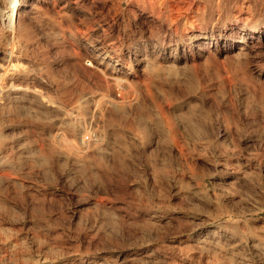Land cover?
<instances>
[{"label": "rangeland", "instance_id": "374dc122", "mask_svg": "<svg viewBox=\"0 0 264 264\" xmlns=\"http://www.w3.org/2000/svg\"><path fill=\"white\" fill-rule=\"evenodd\" d=\"M36 1L46 15L43 24L33 23V37L40 41L39 51L37 50V54L33 55V61L37 63L36 65H40L41 73L49 74V78L55 82L54 88H50L52 91L49 88L43 89L45 94L50 100L54 99L52 101L65 106L64 108L72 114L71 119L67 121L68 119L60 117L56 110L55 114L52 108L41 105L35 99L26 101L22 105H13L20 109L12 106L11 109L0 110L2 113H0V132H2L0 133V212L2 213H0V225L4 224L8 227L6 229L0 226L3 232L0 231L2 234L0 235V257L4 258V260L0 258V264L13 262H15L13 264H100V261L102 264L105 262L107 264H151L152 262H154L152 264H163L161 260L154 261L144 256L140 245L142 241L139 237L142 236L143 242L145 239L155 237L153 226L145 225L144 228V223L149 224L148 216L164 212V210L168 215L179 214L186 220L181 230L174 228L170 223L161 228L165 234L157 240V244L164 246L167 244L177 246L182 244L179 242L181 237L188 235L191 238L196 235L199 231L192 230L190 227L198 223V220L202 221L203 216L210 215L209 217L214 219V225L223 222L235 224L236 221L241 222V220L257 226L264 225V41L244 40L239 43L238 48L241 45L247 48L245 53L247 55L243 54V57L234 55L235 51L225 52L224 55V52L217 50L216 44V47L211 46L213 57H210L212 58L210 61H204V56L207 54L202 48L206 46L207 40L216 42L217 37H221V32L226 28H230L229 32L238 31L239 33L245 32L252 26L264 29V0H188V4L193 3L191 11L185 10L177 14L176 21L174 20L170 27L162 24L148 11L142 12L134 8L135 11L130 13L127 10L128 2L125 0ZM190 20L192 23L188 22ZM55 21H60L64 30L73 35L72 38L66 37L67 39L62 43L55 44L52 41H46L44 33ZM104 26L105 32L102 30ZM203 27L208 29L207 39L197 41L198 32ZM118 34L120 40L117 47L119 46L120 49L115 51L122 54L120 67L126 72L129 71L130 74L127 73L128 81L125 82L123 79L116 84L108 77V71H106L107 75L104 71L99 72L85 59L92 60L96 55L94 50L106 46L108 41L116 38ZM136 45H140L148 53L153 68L158 66L147 70L149 74H146V71L144 74L134 69L135 60L130 50H133ZM166 54L171 55L175 64L170 65L165 60ZM111 55L116 57V53ZM192 60L197 63L195 62L194 65ZM105 66L106 64L103 67ZM172 70L175 72L173 73ZM180 73H182L181 76H179ZM177 74L178 77H176ZM124 83L131 86L129 94L123 88ZM102 90L114 97L125 96L133 104L127 106L124 112L113 113V118L107 117V119L101 116H95L97 119L93 120L88 118L86 121L88 130L84 132L83 137L87 140L92 139L90 126H94L98 131L102 130L99 132L103 136L101 135L102 137L95 145L83 148L79 140H75L74 144L70 138V131L74 127L77 128L74 115L84 113L83 106L78 107L79 100L77 102L76 100L82 95H87L91 99L92 95L101 93ZM28 104H30L29 108ZM4 110L6 114L8 113L7 116ZM76 110L78 112H75ZM19 114L22 116L19 117ZM169 119L173 121L172 124ZM184 120L187 122H183ZM223 122L224 125H222ZM194 123L198 127L194 126ZM192 127L196 130L193 131ZM197 131L201 132V135ZM172 134L173 136L170 137ZM260 135L262 136L259 138ZM199 137L201 140H197L200 139ZM73 148L79 150L75 151ZM20 152L21 155H19ZM67 152H70L72 156ZM77 157L80 158L77 159ZM248 174L250 177H247ZM232 183L233 186H231ZM230 195L235 198L234 202ZM243 196L245 200L254 196L256 202L258 201L257 203L263 207L262 212L255 214L244 210ZM235 207L242 208V213L232 217L226 214L228 209L232 210ZM2 208L5 209L4 212ZM216 209H219L218 212ZM114 215L117 217L114 218ZM116 219L117 221H114ZM79 221L81 224L78 223ZM122 223L126 227H123ZM32 228H37L38 232ZM150 228L151 231H148ZM206 228L202 225L199 230ZM86 230L93 231L92 234L97 232L94 240L83 238ZM43 232L44 235L41 234ZM134 232L135 234H132ZM147 232L151 236L145 235ZM14 233L18 234L14 235ZM131 234L134 237H131ZM137 234L140 236L137 237ZM18 237H22L24 242H20L21 239ZM42 238L45 242L41 240ZM60 241L64 244L61 245ZM49 242L53 243L49 246L50 248L47 246ZM18 243H22V246H18L21 245ZM133 243L136 244L133 246ZM41 244L43 247L40 246ZM10 245L17 246L14 248ZM23 245L27 247L24 246V249ZM70 246L74 250L70 249ZM27 258L28 262L25 260ZM173 258L177 262L181 261V258ZM193 260L199 262L200 254H193ZM181 262L187 264L184 261Z\"/></svg>", "mask_w": 264, "mask_h": 264}, {"label": "bare ground", "instance_id": "6f19581e", "mask_svg": "<svg viewBox=\"0 0 264 264\" xmlns=\"http://www.w3.org/2000/svg\"><path fill=\"white\" fill-rule=\"evenodd\" d=\"M40 1V0H39ZM126 2H128V8L127 10L130 11H135L134 8H138L139 10L143 11H148L150 12V14L152 13L153 15L156 16V18L158 20L161 21L162 24L170 27L172 24V22L175 20V16L177 14H180L182 11L185 10H189L191 11L192 9V4L191 3H187L188 0H125ZM192 1V0H191ZM190 1V2H191ZM41 2V1H40ZM121 2V1H120ZM198 5V4H197ZM201 5V4H200ZM219 10V9H218ZM43 10H41V7L39 5V3H37L36 0H0V110H3L5 108H10L13 105H22L24 102L26 101H31L34 100L38 101V103H40L43 106L52 108L54 110V113L57 111L60 115V117L62 116L63 118H67L66 120L69 121V119H71V114L68 112V110L66 108H64L60 103L56 102V101H52L48 98V96L45 94L44 92V88L46 89H50V88H54L55 86V82L52 81L49 78V74L45 75L41 73V68L36 65L37 63L33 61V55H36L37 50L40 46V41L34 39L33 37V23H38V24H43V20H45L44 16L46 15L45 12H42ZM131 13V12H130ZM184 14V13H183ZM178 16V15H177ZM181 16V15H180ZM187 16V14L185 15ZM191 19V18H190ZM48 20V19H47ZM176 21V20H175ZM102 22V21H101ZM106 22V21H105ZM110 22V21H109ZM109 22L107 23V26L109 24ZM190 23H192V20L188 21ZM189 23V24H190ZM51 27L49 29H47V31L44 33V39L46 41L49 42H53L55 43H62L65 39H70L72 38V34L68 33L67 31L64 30V28L62 27V23L56 22L55 23H51L50 25ZM154 26V25H153ZM159 26V24H158ZM202 26V25H201ZM204 26V25H203ZM208 27V26H207ZM207 27H203V29L201 28V30H199L198 35H197V41H204L207 38V32L208 29ZM175 28V27H174ZM151 29V27H150ZM229 29V30H228ZM226 28L223 32H221V37H217L216 42H213L212 40L210 41H206V46L202 47L205 49L206 54L207 55H203L204 56V61H210V57L212 56V48L216 47L217 44V50L219 52H224V55L226 54L225 52H234V55L236 54L237 57H243L247 55L246 50L247 48L245 46H240L238 48V44L244 42V40H249L251 42H254L255 40H263L264 41V29H261L260 27H248L246 29L245 32L243 33H239L238 31H234V32H229L230 28ZM102 30L105 32L106 28L104 26V28H102ZM108 30V29H107ZM111 30V29H110ZM152 30V29H151ZM168 30V29H167ZM214 30V29H212ZM155 31V30H154ZM170 31V30H169ZM173 31V30H172ZM108 32V31H107ZM152 32V31H151ZM159 33V32H158ZM106 34V33H105ZM122 35V34H121ZM163 36V35H162ZM169 36V35H168ZM172 37V35H170ZM67 37V38H66ZM149 37V36H148ZM154 37V36H153ZM164 37V36H163ZM36 38V37H35ZM150 38V37H149ZM166 38V36H165ZM115 39V40H113ZM112 40H109L108 43L106 44V46L99 48L97 50H94V54H96L94 56V58L91 59H85V61L90 62V64L92 66H94L93 68H96L99 72L104 71L106 73V71H108V77H110V79L113 80V82H118V81H128L127 79V73L126 71L122 70V68L120 67L121 65V61H122V54L120 52H116L115 49H120V47H117V43L119 45V40H120V35L118 34V36L115 38H113ZM154 39V38H153ZM164 39V38H163ZM196 39V38H195ZM41 40V39H39ZM165 40V39H164ZM148 41V40H147ZM152 41V40H151ZM231 41V43L229 42ZM107 42V41H106ZM149 43V42H148ZM258 43V42H257ZM262 43V42H261ZM137 44V43H136ZM155 44V43H153ZM255 44V43H254ZM132 45V44H131ZM263 45V44H262ZM130 45L128 44V47ZM145 46V45H143ZM142 46V47H143ZM153 46V45H152ZM200 46V45H199ZM213 46V47H211ZM254 46V45H253ZM256 47V46H255ZM151 48V47H150ZM154 48V47H153ZM48 49V48H47ZM130 49V47H129ZM146 49V48H145ZM152 49V48H151ZM92 50V49H91ZM39 51V50H38ZM96 51V52H95ZM148 51V50H147ZM200 52V51H199ZM198 52V53H199ZM203 52V51H201ZM36 53V54H35ZM113 53H116V57H114ZM130 53L133 57V59L135 60V67L134 69H137V71H141V72H145L146 74H149V72H147V70H151L154 69L155 67L157 68L158 66H155L153 68V64H151L152 61H150V58H148V53L143 50L140 45H136L133 47V50H130ZM92 54V53H91ZM216 54V53H215ZM167 56H165V60L171 65V63H173V59L171 58L170 54H166ZM201 56V57H203ZM219 56V55H218ZM36 58V57H35ZM219 58V57H218ZM217 58V59H218ZM214 59V58H213ZM219 60V59H218ZM37 61V60H35ZM39 61V60H38ZM194 62V60H192ZM202 61V60H201ZM203 61V62H204ZM216 61V58H215ZM220 61V60H219ZM218 61V62H219ZM192 62V63H193ZM196 62V61H195ZM194 62V65L197 63ZM212 62V61H211ZM210 62V63H211ZM217 62V63H218ZM36 63V64H35ZM43 63V62H42ZM156 63V62H155ZM205 63V62H204ZM203 63V64H204ZM207 63V62H206ZM214 63V62H213ZM216 63V64H217ZM40 64V63H38ZM104 64H106L105 68L103 67ZM175 64V63H173ZM172 64V65H173ZM186 64V63H185ZM189 64V63H188ZM215 64V63H214ZM88 65V64H86ZM187 65V64H186ZM213 65V64H212ZM160 66V65H159ZM176 66V65H175ZM178 66V65H177ZM185 66V65H184ZM193 66V65H192ZM58 67V66H57ZM175 68L174 66H170ZM168 67V68H170ZM209 67V66H208ZM178 68V67H177ZM182 68V67H180ZM187 68V67H186ZM44 69V68H43ZM171 69V68H170ZM185 69V68H183ZM193 71L194 68L192 67ZM160 70V69H159ZM44 71V70H43ZM154 71V70H152ZM168 71V70H167ZM175 71H177L175 69ZM174 70H172V72H175ZM181 71V70H180ZM186 71V70H184ZM103 72V73H104ZM169 72V71H168ZM49 73V72H48ZM195 73V72H194ZM130 74V73H129ZM145 74V73H144ZM153 74V73H152ZM186 74V73H185ZM197 74V73H196ZM194 74V75H196ZM107 75V73L105 74ZM104 75V76H105ZM176 75V74H174ZM173 75V76H174ZM182 73L179 74V76H181ZM198 75V74H197ZM169 76V74H168ZM229 75H227L228 77ZM107 77V76H106ZM178 77V74L177 76ZM175 77V78H176ZM57 78V77H56ZM183 78V77H182ZM179 78V79H182ZM264 79V78H263ZM230 81V79H229ZM107 82V81H106ZM109 82V81H108ZM112 82V81H111ZM133 83V82H132ZM231 83V82H230ZM113 84V83H112ZM118 84V83H116ZM115 85V84H114ZM123 85V84H122ZM107 86V85H105ZM121 86V85H120ZM119 86V87H120ZM136 86V85H135ZM109 87V86H108ZM113 87V86H112ZM122 87V86H121ZM131 86L129 84H125L124 83V89L126 91V93H128L130 91ZM45 89V90H46ZM107 89V88H106ZM114 89L116 90L115 86ZM52 91V89H50ZM105 90V88H104ZM104 90H102L101 93H95V95L91 96V99L88 98L87 95L80 96L79 99L77 98L76 102L79 100L78 103V107H82L84 108V113H76L74 115V121L77 124V128L76 127H72L73 129L70 131V138L71 140L74 142L75 140H79L80 144L83 146V148H89L91 145H95L99 140L100 137H102L103 135L99 132L102 131L99 129V131L97 130V128H94V126H90V130H91V134H92V139H85V137H83L84 132H86L87 129V125H86V121L88 120V118L90 120H93L95 118V116H101V117H112V115L114 116L113 113H121L124 112L125 109L127 108V106H130L131 104H133V102L129 99H126L125 96H118V97H114L113 95L111 96V94L108 93H104ZM109 90V88H108ZM123 90V89H122ZM134 92V91H133ZM117 93V92H116ZM91 94V93H89ZM118 94V93H117ZM122 94V91H121ZM129 94V93H128ZM120 95V93L118 94ZM50 96V95H49ZM128 96V95H127ZM64 99V98H63ZM137 101V100H136ZM34 103V102H33ZM36 103V102H35ZM63 103V102H62ZM74 103V102H73ZM37 104V103H36ZM28 108L30 107V104H28ZM32 105V104H31ZM33 106V105H32ZM72 106V105H71ZM70 106V107H71ZM76 106V103H75ZM16 107V109L18 108L17 106H13V108ZM20 107V106H19ZM25 109H27L26 107H24ZM33 108V107H32ZM75 108V107H74ZM15 109V111H16ZM20 109V108H18ZM31 109V108H30ZM34 109V108H33ZM45 109V107H44ZM47 109V108H46ZM22 110V108H21ZM20 110V111H21ZM24 110V109H23ZM51 110V109H50ZM56 110V111H55ZM78 110V109H77ZM75 112H78V111ZM81 110V108H80ZM70 111V110H69ZM4 114H6V111L4 110ZM24 112V111H23ZM1 113V112H0ZM16 113V112H15ZM19 113V112H18ZM185 113V112H184ZM2 114V113H1ZM8 114V113H7ZM6 114V116H7ZM13 114V113H12ZM56 114V113H55ZM175 114V113H174ZM188 115V113H186ZM185 114V115H186ZM194 114V113H193ZM191 114V115H193ZM11 115V114H9ZM22 114H19V117H21ZM116 115V114H115ZM171 115V114H170ZM2 116V115H1ZM27 116V115H25ZM29 116V115H28ZM58 116V117H59ZM194 116V115H193ZM5 117V116H4ZM9 117V116H8ZM24 117V116H23ZM56 117V116H55ZM168 117V115H167ZM172 117V116H171ZM170 117V119H171ZM14 118V117H12ZM11 118V119H12ZM62 118V119H63ZM113 118V117H112ZM176 118V117H175ZM60 119V118H59ZM97 119V118H95ZM99 119V118H98ZM105 119V118H104ZM108 119V118H107ZM169 119V120H170ZM174 119V118H172ZM179 119V117H178ZM177 119V120H178ZM61 120V119H60ZM197 120V119H196ZM226 120V119H225ZM2 122H4L3 120H1ZM95 121V120H94ZM97 121V120H96ZM182 121V120H181ZM180 121V124H181ZM193 121V120H192ZM199 121V120H198ZM60 122V121H59ZM66 122V121H64ZM93 121H91L92 123ZM99 122V121H98ZM97 122V123H98ZM171 124L173 121H169ZM183 122H187V120H184ZM197 122V121H194ZM264 122V121H263ZM70 123V122H69ZM95 123V122H94ZM189 123V122H188ZM193 124V122H190V124ZM198 123V122H197ZM67 124V123H66ZM170 124L169 126V130H172V125ZM195 124V123H194ZM225 123L223 122L222 125H224ZM99 125V124H98ZM168 125V124H167ZM186 125V124H185ZM8 126V125H7ZM29 126V125H28ZM65 126V125H64ZM70 126V124H69ZM73 126V125H71ZM189 127V125H186ZM192 126V125H191ZM196 126V124L194 125ZM193 126V127H194ZM26 127V126H25ZM184 127V125H183ZM192 127V128H193ZM198 127V125L196 126ZM194 127V128H196ZM193 128V131L196 130ZM223 128V127H222ZM231 128V127H230ZM67 129V128H66ZM71 129V128H70ZM185 129V128H184ZM183 129V130H184ZM224 129V128H223ZM232 129V128H231ZM263 129V128H261ZM6 130V129H5ZM64 130V129H63ZM201 130V129H199ZM56 131V130H55ZM65 131V130H64ZM177 131V130H176ZM187 131V130H186ZM184 131V133L186 132ZM191 132H193L192 130H190ZM221 131V130H220ZM225 131V130H224ZM223 131V132H224ZM235 131V130H234ZM60 132V131H59ZM169 132V131H168ZM174 132V131H172ZM171 132V133H172ZM228 132V131H227ZM231 132V131H230ZM229 132V133H230ZM2 133V132H0ZM177 133V132H176ZM175 133V134H176ZM189 133V132H188ZM198 133V131H197ZM201 133V132H200ZM198 133V134H200ZM221 133V132H220ZM59 134V133H58ZM174 134V133H173ZM173 134L170 136L172 137ZM252 134V133H251ZM256 134V133H255ZM17 135V134H16ZM57 135V134H56ZM63 135V134H62ZM69 135V134H68ZM102 135V136H101ZM186 135V134H185ZM201 135V134H200ZM250 135V133H249ZM175 136V135H174ZM203 136V135H202ZM201 136V137H202ZM262 135L259 136V138ZM20 137V136H19ZM25 137V136H24ZM61 137V136H60ZM58 137V138H60ZM68 137V136H67ZM190 137V136H189ZM198 137V136H197ZM201 137H199L200 139L197 140H201ZM230 137V136H229ZM222 138V137H221ZM225 138V137H224ZM227 138V137H226ZM249 138V137H248ZM255 138V137H254ZM65 139V137H64ZM63 139V140H64ZM103 139V138H101ZM195 139V140H196ZM251 139V137H250ZM19 140V139H18ZM26 140V139H25ZM68 141H70L67 138ZM90 140V141H89ZM258 140V139H257ZM14 141V140H13ZM16 141V140H15ZM60 141V140H59ZM63 142V141H62ZM196 142V141H195ZM199 142V141H198ZM203 142V141H202ZM200 142V143H202ZM221 142L222 139H221ZM61 143V141H60ZM72 143V142H70ZM76 142H74L75 144ZM204 143V142H203ZM4 144V143H3ZM17 144V143H16ZM15 144V145H16ZM78 144V143H77ZM194 144V143H193ZM24 145V144H23ZM196 145V144H195ZM204 145V144H203ZM56 146V145H55ZM67 146V145H66ZM74 145H72L73 147ZM78 146V145H77ZM101 146V145H100ZM1 147V145H0ZM21 147V146H20ZM97 147V146H96ZM76 148V147H75ZM73 148V149H75ZM80 148V147H79ZM99 148V147H98ZM205 148V147H204ZM234 148V147H233ZM232 148V150H234ZM3 148H1L2 150ZM17 149V148H16ZM94 149V147H93ZM101 149V147L99 148ZM20 150V149H19ZM18 150V151H19ZM69 150V149H68ZM72 150V149H71ZM79 149L77 148V150L75 149V151H78ZM86 150V149H84ZM90 150V149H89ZM102 150V149H101ZM24 151V150H23ZM63 151V150H61ZM230 151V150H229ZM3 152V151H2ZM22 152V151H21ZM21 152L19 155H21ZM64 152V151H63ZM85 152V151H84ZM91 152V151H90ZM223 152V151H222ZM225 152V151H224ZM227 152V151H226ZM19 153V152H18ZM66 153V152H65ZM68 154L70 152H67ZM221 153V152H220ZM229 153V152H228ZM233 153V152H232ZM236 153V152H235ZM250 153V152H248ZM23 154V152H22ZM226 154V153H225ZM252 154V153H251ZM254 154V153H253ZM252 154V155H253ZM5 155V154H4ZM71 155V153H70ZM79 155V153H78ZM86 155V154H85ZM223 155V154H222ZM248 155V154H247ZM246 155V156H247ZM255 155V154H254ZM72 156V155H71ZM74 156V155H73ZM229 156V155H228ZM251 156V155H250ZM3 157V156H1ZM6 157V156H5ZM69 157V156H68ZM4 158V157H3ZM80 157H77V159H79ZM231 158V157H230ZM235 158V157H234ZM247 158V157H246ZM249 158V155H248ZM248 158L246 160H248ZM223 159V158H222ZM233 159V158H232ZM253 159V158H252ZM76 160V159H75ZM74 160V161H75ZM228 160V159H227ZM231 160V159H229ZM2 161V160H1ZM237 161V160H236ZM224 162V161H223ZM233 162V161H232ZM248 162V161H247ZM246 162V163H247ZM256 162V161H255ZM260 162V161H259ZM3 163V161H2ZM80 163V162H79ZM237 163V162H236ZM257 163V162H256ZM5 164V162H4ZM217 164V163H216ZM215 164V165H216ZM244 165V164H243ZM1 166V165H0ZM250 166V165H249ZM215 167V166H214ZM224 167V166H223ZM226 167V166H225ZM231 167V166H230ZM240 167V166H239ZM229 167H227L228 169ZM220 169V168H219ZM225 169V168H224ZM232 169V167H231ZM235 169V168H234ZM245 169V168H244ZM251 169V168H250ZM262 169V168H261ZM222 170V169H221ZM236 170V169H235ZM249 170V168H248ZM225 171H227L225 169ZM238 171V170H237ZM244 171V170H243ZM252 171V170H251ZM242 172V171H241ZM219 173V171H218ZM227 174V173H225ZM231 174V173H230ZM242 174V173H241ZM220 175V173H219ZM218 175V176H219ZM246 175V174H245ZM250 174L247 175V177ZM221 176V175H220ZM222 177V176H221ZM231 177V176H230ZM236 177V176H235ZM246 177V178H247ZM250 177V176H249ZM239 179V178H238ZM244 181V180H243ZM246 181V180H245ZM233 182V181H232ZM225 183V181H224ZM235 183V182H234ZM220 184V183H219ZM218 184V185H219ZM236 184V183H235ZM217 185V184H216ZM226 185V184H225ZM234 184L232 183L231 186H233ZM240 185V183H239ZM245 185V183H244ZM236 186V185H235ZM217 187V186H216ZM246 187V186H245ZM224 188V186H223ZM235 188V187H234ZM241 188V187H240ZM222 189V188H221ZM220 189V190H221ZM230 189V188H229ZM215 190V189H214ZM219 190V189H218ZM216 190V191H218ZM225 190H228L225 188ZM224 191V190H223ZM239 191V189H238ZM243 191V190H242ZM234 192V191H233ZM219 193V192H218ZM237 193V192H235ZM239 193V192H238ZM242 193V192H241ZM250 193V192H248ZM220 194V193H219ZM222 194V192H221ZM247 194V193H246ZM254 194V193H253ZM252 194V195H253ZM240 195V194H239ZM249 195V194H248ZM216 196L218 197L219 195L216 194ZM231 196V195H230ZM255 196V195H254ZM253 196V198H249V199H244V196L242 197L244 201V203H242V207L244 208V210L248 211V212H254L255 214L258 212H262L263 207L261 205H259L256 202V198ZM1 197V196H0ZM220 197V196H219ZM237 197V196H236ZM246 197V196H245ZM249 197V196H248ZM257 197V196H256ZM224 198V197H223ZM229 198V196H228ZM255 198V199H254ZM221 199V198H220ZM216 200V199H215ZM226 200V199H225ZM230 200V199H229ZM228 200V201H229ZM231 200L234 202L235 198L231 196ZM240 200V199H238ZM242 200V201H243ZM223 203V202H222ZM225 203V202H224ZM231 203V202H230ZM6 204V203H5ZM227 204V203H226ZM240 204V203H239ZM1 205V203H0ZM4 205V204H3ZM230 205V204H229ZM241 205V204H240ZM235 206V205H232ZM239 206V205H238ZM221 207V206H220ZM5 208V205H4ZM217 208V207H216ZM219 208V207H218ZM227 208V207H226ZM230 208V207H229ZM214 209V207H213ZM3 212L5 209H3ZM164 210V209H163ZM217 210V209H216ZM219 210V209H218ZM218 210L216 212H218ZM222 210V209H221ZM229 211H226V214L230 215L231 217L234 215H237L238 213H240L242 211V208H238L235 207L232 210L228 209ZM9 211V209H8ZM7 211V212H8ZM150 211V210H149ZM173 211V210H172ZM178 211V210H177ZM190 211V210H189ZM188 211V212H189ZM212 211V210H211ZM185 212V211H184ZM206 212V211H205ZM214 212V211H213ZM215 212V213H216ZM221 212V211H219ZM1 213V212H0ZM148 213V212H147ZM192 213V211L190 212ZM196 213V212H195ZM212 213V212H211ZM242 213V212H241ZM2 214V213H1ZM4 214V213H3ZM8 214V213H7ZM145 214V213H144ZM188 214V213H187ZM194 214V213H193ZM207 214V212H206ZM213 214V213H212ZM5 215V214H4ZM2 215V216H4ZM118 215V214H117ZM120 215V214H119ZM185 215V214H184ZM199 215V213L197 214ZM209 215V214H208ZM225 215V214H224ZM243 215V214H242ZM251 215V214H250ZM6 216V215H5ZM115 216V215H114ZM123 216V215H122ZM131 216V215H129ZM138 216V215H137ZM144 216V215H143ZM210 216V215H209ZM209 216H203V218H201L202 221L198 223L196 222L195 225H193V227H190L192 230H196L199 231L196 235H194L193 237L189 238L188 235L187 236H183L179 239V242H181L182 244L179 245H175L174 246H164V245H159L157 244V240L159 238H162L165 234L164 231L161 229L162 227H164L166 224H171L174 228L176 229H183L184 224L183 222H185L186 220H184L179 214H175V213H171V214H167L164 210V212H160L157 214H152L150 216L147 217L149 224H146V222L144 223V228L145 225H152L153 228L155 230V237H151L148 240L145 239V241L143 242V238L141 240L140 238V245L142 247L143 250V254L144 256L150 260H161L163 264H182L181 261L186 262L187 264H264V225H254L250 222H246V221H242L241 222H237L235 224H229V223H222V224H218V225H214V219L209 217ZM213 216V215H212ZM262 216V215H261ZM117 216H115L114 218H116ZM120 216H118L119 218ZM135 217V215H134ZM185 217V216H184ZM220 217H224V216H220ZM219 217V218H220ZM7 218V217H6ZM113 218V219H114ZM138 218V217H137ZM218 218V217H217ZM121 220V218H119ZM118 219V220H119ZM126 219V218H124ZM134 219V218H133ZM132 219V220H133ZM141 219V218H140ZM188 219V218H187ZM246 219V218H245ZM4 220V219H3ZM79 220V219H78ZM128 220V219H127ZM131 220V221H132ZM145 220V219H144ZM260 220V219H259ZM69 221V220H68ZM74 221V220H73ZM102 221V220H101ZM114 221H117L114 220ZM122 221V220H121ZM130 221V220H129ZM135 221V220H133ZM189 221V219L187 220ZM229 221V220H228ZM45 222V220L43 221V223ZM75 222V221H74ZM97 222V221H96ZM119 222V221H118ZM117 222V223H118ZM124 222V221H123ZM226 222V221H225ZM36 223V222H35ZM77 223V222H76ZM74 223V224H76ZM78 223L81 224V222L79 221ZM77 223V224H78ZM91 223V222H90ZM121 223V222H120ZM127 223V222H126ZM125 223V224H126ZM129 223V222H128ZM135 223V222H134ZM139 223V222H138ZM136 223V224H138ZM142 223V221L140 222ZM139 223V224H140ZM187 223V222H186ZM231 223V222H230ZM263 223V222H262ZM3 224V223H2ZM26 224V223H25ZM40 224V223H38ZM45 224V223H44ZM76 224V225H77ZM85 224V222H84ZM83 224V225H84ZM94 224V223H93ZM96 224V223H95ZM212 224V225H209ZM41 225V224H40ZM89 225V224H88ZM92 225V223H91ZM123 225V223H122ZM121 226V228L126 227L125 225H123V227ZM131 225V224H129ZM134 225V224H133ZM204 225L205 227H207L205 230L200 231V227ZM1 226V225H0ZM4 226V224L2 225ZM1 226V227H2ZM34 226V225H32ZM37 226V225H36ZM46 226H48L46 224ZM136 226V225H135ZM151 226V227H152ZM31 227V226H30ZM29 227V228H30ZM35 227V226H34ZM39 227V226H38ZM49 227V226H48ZM52 227V226H51ZM92 227V226H91ZM128 227V226H127ZM188 227V225H187ZM4 228L8 229V227L5 225ZM2 228V230L4 229ZM43 228V227H42ZM50 228V227H49ZM85 228V227H84ZM90 228V227H88ZM93 228V227H92ZM95 228V227H94ZM97 228V226H96ZM95 228V229H96ZM135 228V227H134ZM32 229H37V228H32ZM91 229V228H90ZM98 229V228H97ZM124 229V228H123ZM122 229V230H123ZM121 230V231H122ZM127 230V229H126ZM125 230V232H126ZM135 230V229H133ZM139 230V229H138ZM147 230V229H146ZM145 230V231H146ZM153 230V231H154ZM1 231V230H0ZM33 231V230H32ZM38 232V230H36ZM44 231V230H43ZM84 231V230H83ZM99 231V230H98ZM151 231V228L150 230ZM152 231V232H153ZM9 232V230H8ZM11 232V231H10ZM35 232V231H34ZM42 232V231H41ZM47 232V231H46ZM55 232V231H54ZM60 232V231H59ZM58 232V233H59ZM81 233V231H79ZM93 232V231H92ZM91 231L86 230V232L83 234L84 237L83 238H89L90 240H94V235L96 236V234H92ZM167 232V231H166ZM169 232V229H168ZM174 232V230H173ZM172 232V233H173ZM183 232V231H181ZM1 233H3L1 231ZM94 233V232H93ZM124 234V232H122ZM130 233V232H128ZM126 233V234H128ZM142 233V231H141ZM6 234V233H5ZM12 234V232H11ZM17 235L18 233H14V235ZM37 234V233H35ZM34 234V235H35ZM44 235V232L41 233ZM53 234V233H52ZM64 234V233H63ZM82 234V233H81ZM103 234V233H102ZM102 234H100L102 236ZM132 234H135L132 233ZM131 237H134L132 236ZM140 234V233H139ZM150 234V233H149ZM171 234V233H170ZM187 234V233H186ZM195 234V233H194ZM2 235V234H0ZM38 235H40V233H38ZM57 235V234H56ZM62 235V234H61ZM78 235V234H77ZM76 235V236H77ZM105 235V234H104ZM129 235V234H128ZM148 235V232L147 234ZM143 233V236H145ZM167 235V234H166ZM165 235V236H166ZM177 235V234H176ZM8 236V234L6 235ZM32 237V235H30ZM47 236V234H46ZM55 236V235H54ZM59 236V235H58ZM64 236V235H63ZM74 236V237H76ZM80 236V235H79ZM140 236L137 234V237ZM151 235H148V237ZM168 236V235H167ZM166 236V237H167ZM172 236V235H171ZM12 237V236H11ZM49 237V236H48ZM56 237V236H55ZM105 237V236H104ZM103 239H106L104 238ZM122 237V236H121ZM127 237V236H125ZM174 237V236H173ZM178 237V236H177ZM8 238V237H7ZM19 238V237H18ZM24 238V237H23ZM29 238V237H28ZM37 238V236H36ZM41 238V235H40ZM57 238V237H56ZM59 238V237H58ZM147 238V237H146ZM183 238V239H182ZM9 239V238H8ZM17 239V238H15ZM21 239L20 242H24L22 241V237L19 238ZM27 239V237L25 238ZM51 239V237H50ZM79 239V237L77 238ZM98 239V238H97ZM127 239V238H126ZM134 239V238H133ZM3 240V239H2ZM37 240V239H36ZM43 240V238L41 239ZM47 240H49L47 238ZM46 240V241H47ZM53 240V239H52ZM64 240V239H63ZM85 240V239H84ZM124 240V239H122ZM132 240V238H131ZM137 239L135 238V241ZM139 240V239H138ZM177 240V239H176ZM1 241V240H0ZM14 241V240H13ZM17 241V240H16ZM35 241V240H34ZM39 241V240H38ZM44 241V240H43ZM55 241V240H53ZM98 241V240H97ZM129 241V240H128ZM178 241V240H177ZM176 241V242H177ZM4 242V241H3ZM10 242V240H9ZM28 242V241H26ZM45 242V241H44ZM43 242V243H44ZM65 242V241H64ZM82 242V241H81ZM86 242H88V240H86ZM131 242V241H130ZM134 242V241H133ZM137 242V241H136ZM15 243V241H14ZM13 243V244H14ZM17 243V242H16ZM38 243V242H37ZM42 243V244H43ZM59 243V242H58ZM61 243V241H60ZM59 243V244H60ZM63 243V242H62ZM61 243V245H62ZM89 243V242H88ZM86 243V244H88ZM129 243V242H128ZM139 243V241H138ZM142 243V244H141ZM166 243V242H165ZM164 243V244H165ZM168 243V242H167ZM12 244V243H11ZM21 244V245H18ZM18 246H22V243H18ZM28 244V243H26ZM35 244V243H34ZM40 244V241H39ZM40 245L43 247V245ZM57 244V243H55ZM64 244V243H63ZM66 244V243H65ZM70 244V243H69ZM84 244V245H86ZM91 244V243H90ZM89 244V245H90ZM96 245H98L97 243H95ZM94 244V245H95ZM101 244V243H100ZM130 244V243H129ZM136 244V243H135ZM133 243V246L135 245ZM16 245V246H17ZM31 245V244H30ZM36 245V244H35ZM46 245V244H45ZM50 245H53V243H47V246L49 247ZM73 245V244H72ZM80 245V243H79ZM93 245V246H94ZM173 245V244H172ZM11 246V245H10ZM16 246H11V247H16ZM27 247V245H23V248L25 249V247ZM32 246V245H31ZM59 246V245H58ZM65 246V245H64ZM67 246V245H66ZM74 246V245H73ZM92 246V247H93ZM7 247V246H5ZM56 247V246H55ZM69 247V246H68ZM71 247V246H70ZM76 248V246H74ZM73 247V248H74ZM78 247V246H77ZM89 247V246H88ZM91 247V246H90ZM98 247V246H96ZM130 248V246H128ZM169 247V249H168ZM175 247H177L176 249H174ZM50 248V247H49ZM52 248V246H51ZM54 248V247H53ZM57 248V247H56ZM60 248V247H58ZM62 248H64L62 246ZM80 248V246L78 247ZM84 248V247H83ZM95 247H93L94 249ZM5 250L7 248H4ZM10 249V248H9ZM22 249V248H21ZM23 249V250H24ZM55 249V248H54ZM65 249V248H64ZM63 249V250H64ZM72 249V247L70 248ZM77 249V248H76ZM88 249V248H87ZM96 249V248H95ZM115 249V248H114ZM12 250V248H11ZM16 250V249H15ZM18 250V249H17ZM46 250V249H44ZM53 251V249H51ZM57 250V249H56ZM59 250V249H58ZM74 250V249H72ZM85 250V249H84ZM91 250V249H90ZM168 250V251H167ZM174 250V251H173ZM8 251V250H7ZM28 251V250H27ZM30 251V250H29ZM39 251V250H37ZM60 251V250H59ZM62 251V250H61ZM67 251V250H64ZM136 251H138L136 249ZM167 251V252H166ZM12 252V251H11ZM15 253H17L16 251H14ZM13 252V254H15ZM22 252V251H21ZM26 252V250H25ZM31 252V251H30ZM41 252V251H40ZM43 252V251H42ZM46 252V251H45ZM56 255H57V251ZM63 252V251H62ZM72 252V251H70ZM75 252V251H74ZM82 252V251H81ZM101 252V251H100ZM135 252V251H134ZM140 252V251H138ZM172 252V253H171ZM9 253V252H8ZM24 253V251H23ZM28 253V252H27ZM38 253V252H37ZM65 253V252H63ZM69 254V251L67 252ZM76 253V252H75ZM130 253V251H129ZM133 253V252H132ZM6 254V251H5ZM12 254V255H13ZM47 254V253H46ZM60 254V253H59ZM66 254V253H65ZM128 254V253H127ZM140 254V253H139ZM193 254H200V258L201 260H199V262H195L193 260ZM2 255V253H1ZM16 255V254H15ZM18 255V254H17ZM44 255V254H43ZM42 255V256H43ZM53 255V254H52ZM55 255V254H54ZM55 255V256H56ZM63 255V254H61ZM67 255V254H66ZM120 255V254H119ZM138 255V254H137ZM176 255V256H175ZM14 256V255H13ZM27 256V255H26ZM36 256V254H35ZM39 256V255H37ZM46 256V255H45ZM64 256V255H63ZM96 256V255H95ZM104 256V255H103ZM118 256V255H117ZM132 256V255H131ZM199 256V255H198ZM9 257V256H8ZM18 257V256H17ZM22 257V256H20ZM34 257V256H33ZM61 257V256H59ZM84 257V256H83ZM107 257V256H106ZM123 257V256H122ZM125 257V256H124ZM141 257V256H140ZM173 257H177V258H181V263L177 262V260H175ZM1 258V257H0ZM3 258V257H2ZM1 258V259H2ZM12 258V257H11ZM26 258V257H25ZM31 258V257H30ZM43 258V257H42ZM46 258V257H44ZM49 258V257H48ZM77 258V257H76ZM128 258V257H127ZM137 258V257H135ZM198 258V257H197ZM0 259V260H1ZM6 259V258H5ZM10 259V258H9ZM21 259V258H20ZM23 259V258H22ZM36 259V258H35ZM35 259H33L34 261H36ZM51 259L52 256H51ZM80 259V258H79ZM86 259V258H85ZM105 259V258H104ZM121 259V258H120ZM123 259V258H122ZM130 259V258H129ZM134 259V258H133ZM143 259V258H142ZM196 259V258H195ZM4 260V258H3ZM2 260V263H3ZM26 261L29 259H25ZM56 260V259H55ZM100 260V259H99ZM98 260V261H99ZM107 260V258H106ZM105 260V261H106ZM127 260V259H125ZM124 260V261H125ZM141 260V259H140ZM149 260V261H150ZM11 261V260H10ZM21 261V260H19ZM25 261V263H26ZM27 261V262H28ZM32 261V258H31ZM38 261V260H37ZM44 261V260H43ZM96 261V260H95ZM109 261V260H108ZM136 261V260H135ZM139 261V260H138ZM144 261H146V259H144ZM67 262V261H66ZM128 262V261H127ZM143 262V261H142ZM9 263V262H8ZM15 263V262H13ZM11 263V264H13ZM35 263V262H34ZM48 263V262H47ZM59 263V262H58ZM100 264L101 261L99 262ZM110 263V261H109ZM129 263V262H128ZM133 263H135L133 261ZM139 263V262H138ZM148 263V262H147ZM154 263V262H152ZM151 263V264H152ZM158 263V262H157ZM160 263V262H159ZM10 264V263H9ZM31 264V263H30ZM77 264V263H76ZM92 264V263H91ZM98 264V263H97ZM105 264H107L105 262ZM130 264V263H129ZM137 264V263H136ZM141 264V263H139Z\"/></svg>", "mask_w": 264, "mask_h": 264}]
</instances>
